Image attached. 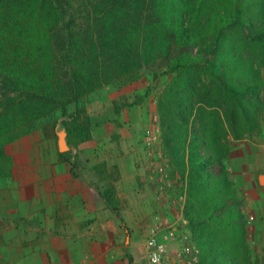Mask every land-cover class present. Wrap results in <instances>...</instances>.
<instances>
[{
    "label": "trees",
    "instance_id": "16d2710c",
    "mask_svg": "<svg viewBox=\"0 0 264 264\" xmlns=\"http://www.w3.org/2000/svg\"><path fill=\"white\" fill-rule=\"evenodd\" d=\"M163 67V149L187 184L200 264H261L228 159L264 104V0H0V139L61 111L70 142L84 143L88 95ZM101 197L127 229L115 188Z\"/></svg>",
    "mask_w": 264,
    "mask_h": 264
},
{
    "label": "rangeland",
    "instance_id": "374dc122",
    "mask_svg": "<svg viewBox=\"0 0 264 264\" xmlns=\"http://www.w3.org/2000/svg\"><path fill=\"white\" fill-rule=\"evenodd\" d=\"M245 14L250 16L253 11H247ZM254 17L257 19L256 16ZM155 72L161 75L158 82L154 81ZM262 75L264 77V67ZM170 78L171 75L164 67L143 68L130 78L127 77L115 85L104 86L88 95L85 98V116L91 120L93 135L89 141L81 143L82 146L79 143L77 145L70 142L68 130L67 139L70 148L64 151L60 149L58 131L61 125L67 127L65 121L69 119L61 111L1 138L0 210L11 209L12 206L15 209H34L44 215V225L51 222L55 225L52 226L54 228L67 220L58 216L60 195H67L68 203L73 209L76 206V193L82 190L88 199L81 200L85 211L93 207L98 208L100 203L96 199V194L103 183L97 178L92 180L91 175L74 178L70 174V164L62 158L61 154L69 152V157L77 161L80 166L88 164L87 161L90 159L96 161V165L112 163L115 146L125 142L119 131L122 123L119 128H116L111 122L116 112V102L122 110L130 108L133 104H143L146 114L145 124L138 126L139 143H142L144 129L152 122L150 110L153 107V91L163 93ZM4 93L5 88L0 82V111ZM114 96L117 98L113 99ZM262 101L264 103V100ZM259 116V125L255 130L245 132L241 139L232 140L228 163L240 190L243 209L248 217V240L253 257L264 264V183L260 181L261 175H264V104L260 106ZM79 171L82 174V170ZM85 180H90V183L85 184ZM106 186H102L103 190ZM17 194H20L21 198L17 199L15 206L13 201L16 200ZM109 211L107 212L112 215L108 217L112 233L110 231L108 235L106 234L96 247L88 245L79 249L69 248L66 251L62 249V253L60 248H55L53 264H130L135 259L146 260V242L150 226H140L138 217L132 213V210L131 212L127 210L129 213L125 215V218L128 228L125 229L119 218L113 216L114 212L110 209ZM90 212H87L82 222L84 225L93 226L92 233L96 237L98 236V227L94 226L96 218L89 216ZM103 219L106 222L108 220L106 217ZM65 223L70 225L71 221L68 219ZM19 264L33 263L23 261Z\"/></svg>",
    "mask_w": 264,
    "mask_h": 264
},
{
    "label": "crops",
    "instance_id": "0c3cea01",
    "mask_svg": "<svg viewBox=\"0 0 264 264\" xmlns=\"http://www.w3.org/2000/svg\"><path fill=\"white\" fill-rule=\"evenodd\" d=\"M116 98L117 96H114L113 99ZM115 105L116 112L111 122L115 124L116 128H119L122 123L119 131L122 133L125 142L115 146L112 163L105 162L102 165H96V161L90 159L91 161H87L88 164L80 166L76 161L78 167L75 170L78 177H75L71 172L73 167L68 162L70 164V174L76 179L81 178V175L82 177L91 175L90 178L92 180L98 179L103 183L102 186L112 185L120 199L123 215L125 216L129 213L128 211L131 212L132 210V213L138 217L137 220L140 226H152L162 207L155 198L156 181L149 169V158L142 149V143H139L140 131L138 126L145 124V108L142 103L139 105L133 104L130 108L123 110L117 105V102ZM80 169L82 174H80ZM84 183L89 184L90 180H85ZM102 186L97 190V194L95 193L96 199L100 203L99 207L92 206L93 209H86L87 212L91 211L89 216L96 218L94 223V226L98 227V236L96 237L92 233L93 226L84 225L82 222L87 212L81 204V200L82 198L88 200L82 190L76 193V206L73 209L72 205L68 203L67 195H60L58 216L67 218L65 222L69 219L71 221L70 225H67L64 221L54 228L52 226L55 225L51 222L44 225V215L34 209H15L12 206L11 209L0 210V264H19L23 261L33 264H53L55 261L53 250H56L55 248H60L62 253V249L66 251L69 248L79 249V247L88 245L96 247L99 242H102L106 234L108 235L110 231L112 233L108 218L112 216L109 213V209H112L107 206L105 200L101 197ZM15 196L16 200L13 203L16 206L17 199L21 198V195L17 194ZM112 214L117 216L115 212ZM104 217L108 219L107 222L103 219ZM111 235L113 236V234ZM190 240H192L191 236L187 235L183 240L171 241L168 245L167 255L161 264H184L179 256V251L183 242H189ZM132 264L152 263L149 261L147 253L146 260L135 259Z\"/></svg>",
    "mask_w": 264,
    "mask_h": 264
},
{
    "label": "built area",
    "instance_id": "2783aa9c",
    "mask_svg": "<svg viewBox=\"0 0 264 264\" xmlns=\"http://www.w3.org/2000/svg\"><path fill=\"white\" fill-rule=\"evenodd\" d=\"M160 93L153 91L150 110L151 124L144 129L142 146L149 158V169L156 181L155 198L162 210L150 226L146 248L149 261L161 264L174 240H183L192 234L186 215L187 184L172 173L169 157L163 149L161 117L157 109ZM200 247L192 238L183 242L179 256L184 264H200Z\"/></svg>",
    "mask_w": 264,
    "mask_h": 264
},
{
    "label": "water",
    "instance_id": "95a60500",
    "mask_svg": "<svg viewBox=\"0 0 264 264\" xmlns=\"http://www.w3.org/2000/svg\"><path fill=\"white\" fill-rule=\"evenodd\" d=\"M59 146L62 151L70 148L67 136H68V128L65 125H61L59 129ZM260 181L264 183V175H261Z\"/></svg>",
    "mask_w": 264,
    "mask_h": 264
}]
</instances>
